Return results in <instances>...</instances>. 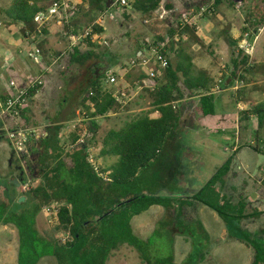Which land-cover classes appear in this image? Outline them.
Listing matches in <instances>:
<instances>
[{"label":"rangeland","instance_id":"1","mask_svg":"<svg viewBox=\"0 0 264 264\" xmlns=\"http://www.w3.org/2000/svg\"><path fill=\"white\" fill-rule=\"evenodd\" d=\"M75 1L77 5L86 9L87 0ZM134 1L131 0L130 3ZM213 1L161 0L156 10L146 14L134 11L128 4L127 8L115 7L103 14L91 16L95 17L93 24L100 25L104 30L103 34L92 36L93 49H90L82 41L83 39L71 48L70 34L67 33L64 25L57 24L61 30H54L52 33L55 39H52L50 53L47 52L45 55L41 53L37 60V63L45 62L41 60L44 56V60L50 65L49 73L38 75L41 88L36 95L37 100L27 101L28 110L24 115L25 119L0 116V204L7 203L9 211L18 213L22 210H32L37 204L38 198L33 191L41 183L37 178L40 168L38 160L42 155L39 145L47 141L48 135L54 132V126L61 127L58 138L65 153L73 148L85 149L89 161L98 170L108 169L115 158L100 156L107 133L153 112L147 89L141 88L139 84L143 79L141 76L143 71L132 68L131 61L138 50L151 48L154 42H158V37L166 38L170 29H175L178 23L187 21L195 26L196 35L205 44L199 47L185 38L179 41L178 48L192 58L196 72L206 71L214 80L212 93L217 94L214 104L217 115L215 119H220L219 127L214 133L205 123L211 118L197 121L184 113L182 130L177 133L175 145L163 150L162 154L171 158L170 164H175L173 167H177L179 175H175L171 181L158 183V169L161 163L151 164L140 174V183L134 187V193L181 199L192 196L201 190L215 170L232 156L231 171L220 192L233 203L244 200L247 213L257 211L261 214L257 219L244 220L241 226L264 241V124L258 130L256 139L253 134L256 130V120L246 114L251 110L250 106L246 102L235 105L233 100V94L235 95L236 91L242 88L245 99L250 100L254 105L261 103L264 98V81L261 77L256 75L247 77L246 80H251L247 86L239 79L244 68L241 61L243 57L248 58L247 62L250 65L264 63V28L259 30L253 44L250 45L246 38L240 41V29L243 27V20L249 12L252 0H244V2L231 0L235 5L223 1L217 8V14L199 15L204 3ZM11 3L12 0H0L1 26L10 24L4 11ZM254 3L264 9V0H255ZM53 20L57 22V19ZM51 22L46 27L48 33ZM72 23L73 21L70 24ZM89 26L88 18L80 16L79 29L82 31H78V34L82 35L83 30ZM226 27L231 28L235 40L240 41L235 54L221 37V31ZM42 39L39 38V41ZM29 43L31 48L36 45L32 41ZM77 46L81 53H85L88 49L94 51L96 58L92 60L93 65L88 64L86 69H82L70 63L71 52ZM164 46L170 48L169 40L166 39ZM168 52L172 62L175 63L174 51ZM92 66L99 67L103 73H111L114 76L113 86L106 83V79L102 80L104 89L123 95V107L117 108L105 118L94 120L98 129L93 134L90 133V124L79 105L82 95L76 92V89L79 90L81 80L91 75V71L94 70ZM65 99H67L66 103L63 102ZM230 113L235 114L234 120L227 118L224 121V118H221ZM232 121L235 130H232ZM58 123L61 124L56 125ZM212 127L215 128V126L210 128ZM222 128L228 130L227 133L220 132ZM77 132L81 134L80 141L72 144L71 135ZM26 134L28 141L24 144L23 150L19 151L16 144L21 141V136ZM233 146L238 147L235 152H232ZM255 147L260 152H255ZM64 162L67 167L71 166L68 158L65 157ZM170 164L167 163V168ZM48 165L52 167L53 162L49 161ZM21 198L23 201L19 202ZM53 206L57 210L56 206ZM47 209L42 208L35 218V230L38 236L46 243L50 240L64 242L68 235L57 229V217L52 215V211L50 214ZM187 211L192 210L187 209ZM178 220L182 229L184 224L180 218ZM18 238V232L13 225L0 228V264H16ZM29 243L28 235L22 250V264H32L36 258L29 248ZM146 243L151 264H169L170 259L174 264H185L189 252L202 256L201 259L193 256L190 259L191 264H253L254 261L253 249L230 238L227 233L222 239L211 240L209 246L204 249L197 248L200 244L198 239L187 241L174 235L170 236V239L165 235H157ZM190 244L194 245L192 249ZM5 245H10L9 253L5 251ZM42 248L41 246L39 249L41 257L38 264H57L56 261L63 264H83L85 261L84 257L78 256V250L70 251L53 246ZM54 253L56 260L52 256ZM106 264L146 263L133 248L126 246L113 253Z\"/></svg>","mask_w":264,"mask_h":264},{"label":"trees","instance_id":"2","mask_svg":"<svg viewBox=\"0 0 264 264\" xmlns=\"http://www.w3.org/2000/svg\"><path fill=\"white\" fill-rule=\"evenodd\" d=\"M55 1L57 0H12L11 5L4 11L11 23L22 24L21 35L24 38L32 39L37 44L40 55L41 53L45 55L48 52L46 49L48 31L46 29L42 31L43 39L39 41L36 35V16L47 11ZM223 1L235 5L231 0L206 2L201 7V9L207 8L204 15L217 14V8ZM254 1H251L249 12L243 20L239 37L240 41L246 38L250 45L253 44L259 30L264 28V9L257 6ZM160 2L161 0H135L129 5L134 11L146 14L156 10ZM86 4V9L77 5L75 15L68 24H64V28L70 35L78 36V31H82L79 29L80 16L83 15L88 18L92 32L89 37L82 41L90 49H93L92 36L103 34L104 30L100 25L93 24L95 17L91 16L103 14L109 11L111 6L108 5L107 0H87ZM115 7L117 8V6L113 8ZM72 21L73 23L70 24ZM87 29H84L82 34ZM230 30L229 27L224 28L221 31V37L229 48L234 50L235 54L238 50L237 44L240 41L231 36ZM183 35L199 47L204 45L196 35L195 26L190 25L187 21L178 23L175 29L169 30L166 38L158 37V42L152 44V46L164 45L166 39L169 40L170 44V48L164 46L160 50V54L167 59V68L161 77L152 81V89L146 88L153 111H157L159 117L151 119L149 115H145L124 124L118 130H110L107 133L100 156L102 158H116V162L108 170L99 168V172H95L85 149L73 148V150L65 153V149L60 146L58 138L60 126H54V132L48 135L47 141L39 145L42 155H40L41 159L38 160L40 168L37 172V178L41 180V183L33 191L38 198L37 204L32 207V210H22L19 213L9 211L5 202L0 204V225H13L18 231V264H22V250L28 235L30 236L29 248L36 257L32 264H36L41 257V250H39L41 246L43 248L53 246L70 251L78 250V256L85 258L83 264H106L110 253L118 250L119 246L124 244L134 247L138 251L140 259L146 264H151L150 255L147 253V243L137 241L134 238L104 239L101 249L85 251L84 248L87 245H84L82 241L81 232L94 224L96 220L115 217L120 211L126 213L125 228L130 229L129 222L133 216L141 214L154 205L162 206L169 213L173 208L174 201L182 202L184 199L196 201L214 211L224 221L230 238L236 239L253 249V264H264V241L244 230L241 226L244 220L257 219L261 214L257 211L247 213V205L244 200L233 203L217 191V187L221 188L224 185L225 179L231 171L232 156L216 169L204 187L192 196L177 199L176 197L162 198L134 193L138 174L157 161L160 153L172 144L175 131L180 125L184 113L193 118H207L215 115L216 95L211 93L214 89V80L206 71L196 72L192 58L178 48ZM167 50L174 51L175 63L172 62L169 52H164ZM95 58L94 51L88 49L85 53H81L77 46L71 52L70 63L78 68L86 69L88 64L89 66L93 65L92 60ZM241 61L244 68L239 79L246 83L245 86L251 83V80H246L251 75L259 76L264 81V63L250 65L247 62V57H243ZM92 67L94 70L91 71V75H87L81 80L79 90L76 89V92L82 95L79 105H81L84 116L90 124L91 134L98 129L94 122L95 119L105 118L122 106L115 99L114 91H108L103 87L102 80L106 79L107 74L103 73L99 67ZM142 74L144 76L141 75L143 79L139 84L141 88H145L142 81L148 77L144 72ZM36 83L25 90L28 100H32L41 88V83ZM7 97L8 94H0L2 100L7 99ZM233 100L235 105L246 102L250 106L251 110L246 114L256 120V130L253 134L257 139V132L264 124V98L261 103L254 105L250 100L245 99V92L242 88L236 91L235 95L233 94ZM66 101L67 99L63 102L66 103ZM27 110L28 106L26 105L14 118L22 117L25 119L24 115ZM80 137L79 132L72 134V144L77 143ZM254 150L257 153L260 152L256 147ZM65 157L70 160V167L66 166ZM49 161L53 162L52 167L48 165ZM45 165L48 166L44 167ZM53 205L57 209V229L65 232L68 237L64 242L50 240L49 243H46L35 230V218L42 208H50ZM53 255L55 256V253ZM193 256L202 258L198 254H190L185 264H191L190 259ZM57 258L59 259V257ZM59 264H63V262L60 263L59 261ZM169 264H174L172 259L169 260Z\"/></svg>","mask_w":264,"mask_h":264},{"label":"crops","instance_id":"3","mask_svg":"<svg viewBox=\"0 0 264 264\" xmlns=\"http://www.w3.org/2000/svg\"><path fill=\"white\" fill-rule=\"evenodd\" d=\"M74 3L75 0H72ZM10 22V21H9ZM50 32L48 33L47 39V46L46 49L50 53L52 49V33L54 30L60 31V27L57 25V22L54 20L50 23ZM22 28V24L20 23H11L8 25L1 26L0 22V94H8V95H15L20 91H25L27 88L31 87L36 81L40 82L37 78H39V74L49 73L50 65L49 63L44 60L45 57L43 56L41 60L45 61L42 63H37L38 61H34L32 56L34 55V49L31 48L29 42H33L32 39L24 38L20 30ZM232 31V30H230ZM231 33V32H230ZM234 38V36L231 34ZM55 39V38H54ZM235 39V38H234ZM70 42V41H69ZM205 44V42L203 41ZM11 49V52H10ZM22 50V51H21ZM26 52V54L24 52ZM26 55L28 57L26 58ZM41 56V55H40ZM262 61V60H261ZM10 82H14V86L10 87ZM212 93V92H211ZM214 94V93H212ZM216 94V93H215ZM217 95V94H216ZM38 96H35L33 99L37 100ZM110 115V114H109ZM234 113L226 114V116H222L224 121L227 118H231L234 120ZM5 116V115H0ZM190 116V115H189ZM159 117L157 111H153L149 114V118L156 119ZM192 117V116H191ZM217 115H213L207 118H211L210 121H206V126L209 130H212L214 133L217 132V127H219L220 119H215ZM193 120L199 119H206V118H193ZM225 125V124H224ZM232 130H235L234 121H232ZM211 126H215L210 128ZM223 127V126H222ZM182 130V121L180 125L175 131L174 140L172 144L168 145L164 150L172 148L176 143V138L178 136V132ZM228 130L222 128L220 132L227 133ZM238 147L233 146L232 152H235ZM160 156L157 161L153 162L152 164L161 163V167H159L158 178L159 182L164 181H171L174 179L175 175L177 174V167L174 168L175 164H170L171 158L166 155ZM111 158V157H106ZM115 158V157H113ZM112 160V159H111ZM116 162L112 160V164ZM167 163L172 165V167L167 168ZM111 164V165H112ZM108 167V169L111 167ZM106 169V170H108ZM138 174L137 185L140 183V174ZM108 174V172H107ZM136 185V186H137ZM220 187H217V191L220 192ZM221 193V192H220ZM222 195V194H221ZM179 199V198H177ZM190 209L192 211H187ZM176 217V218H175ZM178 218L181 219L182 224L184 227L181 229V223L179 222ZM126 213L124 211H120L115 217L107 218L104 220H96L94 224L89 226L85 231L81 232V238L84 242V245H87L84 249L85 251H93L97 249H101L102 241L106 240H116V239H131L134 238L137 241L146 243L148 240L154 238L155 236H179L184 240H192L198 239L200 244L197 245L199 249H204L209 246V242L211 240H218L222 239L223 236L227 233L226 226L224 221L210 208L204 206L196 201L190 199H184L181 201H174L173 208L166 212V210L162 206H151L148 210L142 212L139 215L133 216L129 222L130 229H126ZM2 225H0V228ZM180 227V228H179ZM17 230V229H16ZM18 232V231H17ZM129 234V235H128ZM228 235V234H227ZM19 237V236H18ZM187 238V239H186ZM8 246H4L6 249L5 251L9 253L11 248ZM133 248L137 253L138 251L134 248L129 246L128 244H124L119 246L118 250L112 251L110 256L118 252L119 249L124 247ZM194 245L190 244V248L192 249ZM1 248V247H0ZM173 249V248H172ZM18 251H19V238H18V245L16 251V264H18ZM173 255V250H172ZM139 255V253H138ZM190 255V252L188 256ZM56 260V257L52 255ZM37 261L36 264H38ZM57 264H59L56 261Z\"/></svg>","mask_w":264,"mask_h":264},{"label":"built area","instance_id":"4","mask_svg":"<svg viewBox=\"0 0 264 264\" xmlns=\"http://www.w3.org/2000/svg\"><path fill=\"white\" fill-rule=\"evenodd\" d=\"M112 1L109 8L110 10L113 9L114 6L117 7H128L127 5L131 2V0H107ZM77 4L70 0H57L53 3L51 7L47 11L41 12L36 16V35L38 38H43L42 31L46 29L49 22L53 19H57V24L64 25L68 24L75 12L77 10ZM207 11V8H202L199 15H204ZM107 12V11H106ZM105 13V12H104ZM112 17V16H110ZM190 24V23H189ZM92 28L89 27L84 34L76 36V35H69L70 40V47H74L76 43L84 38H87L91 35ZM184 35L182 39H185ZM178 41V39H177ZM164 45L158 44L157 46H152L151 48L145 49L142 48L138 50L135 54V57L131 61V67L137 68L138 70H142L145 75L148 77L147 79L143 80V86L147 89H152V81L162 76L163 71L167 68L168 62L166 57L160 54V50H162ZM168 53V51H164ZM40 56V50L35 46L34 55L32 56L34 61L38 60ZM37 83H40L36 81ZM106 83L113 86L115 84V78L111 73L106 75ZM10 87L14 86V82H10ZM115 99L119 102V104L123 105V95L121 93L116 92L114 93ZM27 94L26 91H20L15 95H8L7 99L2 100L0 98V112L1 115L9 116V117H16L19 115L20 110L27 105ZM28 134L21 136V141L18 142L17 149L19 151L23 150L24 144L28 141ZM80 141V140H79ZM94 166L95 172H99L98 168ZM51 210L48 208L47 211H52V215H56L57 211L55 210L54 206L50 207Z\"/></svg>","mask_w":264,"mask_h":264},{"label":"water","instance_id":"5","mask_svg":"<svg viewBox=\"0 0 264 264\" xmlns=\"http://www.w3.org/2000/svg\"><path fill=\"white\" fill-rule=\"evenodd\" d=\"M234 1H235V2H238V1H236V0H234ZM111 2H112V1H109V2H108V5H110ZM16 185H18V183H16ZM21 201H23V198H21L19 202H21Z\"/></svg>","mask_w":264,"mask_h":264}]
</instances>
